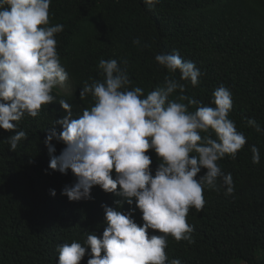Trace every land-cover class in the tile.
<instances>
[{
	"label": "trees",
	"instance_id": "16d2710c",
	"mask_svg": "<svg viewBox=\"0 0 264 264\" xmlns=\"http://www.w3.org/2000/svg\"><path fill=\"white\" fill-rule=\"evenodd\" d=\"M49 23L63 25L56 48L72 89L54 88V102L42 106L37 117L26 115L11 131L0 128V264H58L59 246L83 245L90 233L102 237L104 205L131 212L138 225L144 224L135 203L99 186L92 188L91 199L70 201L61 193L76 182L75 175L71 169L62 174L49 167L47 129L62 131L55 122L66 115L59 101L68 102L74 118L92 106L90 95L82 100L79 94L85 82H103L100 59L126 61L121 67L127 68L129 88L141 87L145 95L173 79L185 90L177 89L170 100L183 95L188 99L179 102L214 107L216 88L223 84L230 89L229 118L247 141L235 159L226 155L218 161L224 173L232 174L234 193L205 188L203 209L190 208L186 217L194 243L169 235L165 251L168 261L182 264H264V131L247 123L255 119L264 129V0H159L154 8L144 0H52ZM135 39L141 44L134 45ZM174 51L200 69L198 85L180 80L178 71L170 73L155 60L157 54ZM198 106L188 104L189 111ZM21 130L28 138L11 152L7 138ZM52 144L59 156L65 145L55 139ZM253 145L260 150L259 164L252 162ZM147 154L154 172L159 158L153 151ZM151 235L161 233L149 229ZM89 258L86 252L80 264Z\"/></svg>",
	"mask_w": 264,
	"mask_h": 264
},
{
	"label": "clouds",
	"instance_id": "9594fccd",
	"mask_svg": "<svg viewBox=\"0 0 264 264\" xmlns=\"http://www.w3.org/2000/svg\"><path fill=\"white\" fill-rule=\"evenodd\" d=\"M158 2L144 0L149 8ZM51 3L0 0V128L6 131L16 129L26 115L37 117L42 106L54 102L53 89L69 79L56 48L55 37L63 25L50 26ZM133 44L141 41L135 39ZM155 60L170 73L178 71L180 80L198 85L200 69L183 60L178 51L157 54ZM121 63L126 61L100 59L103 82L84 83L80 98L90 95L93 103L81 115L74 118L68 102L59 101L66 115L55 124L62 131L57 132L55 126L47 129L44 143L51 157L49 167L62 174L71 169L76 177L62 195L70 201L91 199L92 188L99 186L129 205L135 203L144 224L138 225L131 212L104 205L107 227L102 237L90 233L83 245L73 241L59 246L58 264H80L86 252L87 264H182L179 259L168 261V236L194 243V228L186 217L190 208L203 209L204 189L234 193L232 174L224 173L218 161L226 155L235 159L247 141L229 118L230 89L223 84L216 88L214 107L189 100L188 104L199 105L193 112L179 102L187 100L186 96L181 95L179 101L169 99L177 89L183 93L185 84L166 79L163 87L145 95L141 87L129 88L127 68ZM247 123L257 132L264 131L255 119ZM27 138L25 131L15 132L7 138L9 150L15 152ZM53 139L65 145L59 156ZM149 151L159 158L154 172ZM251 152L252 162L259 164V148L253 145ZM202 169L206 172L198 177ZM49 191L56 195L54 189ZM123 201L116 204L122 206ZM149 229L161 235L149 236Z\"/></svg>",
	"mask_w": 264,
	"mask_h": 264
},
{
	"label": "rangeland",
	"instance_id": "374dc122",
	"mask_svg": "<svg viewBox=\"0 0 264 264\" xmlns=\"http://www.w3.org/2000/svg\"><path fill=\"white\" fill-rule=\"evenodd\" d=\"M57 88L60 90V91H62V92H64V93H68V92H70L71 91V89H72V85H71V82H70V80L68 79V81L66 82V84L64 85V86H57Z\"/></svg>",
	"mask_w": 264,
	"mask_h": 264
}]
</instances>
